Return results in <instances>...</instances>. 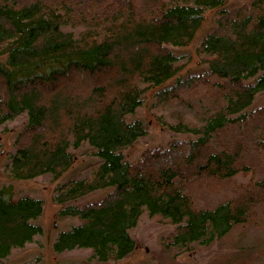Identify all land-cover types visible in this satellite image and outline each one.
Returning a JSON list of instances; mask_svg holds the SVG:
<instances>
[{
	"label": "trees",
	"instance_id": "16d2710c",
	"mask_svg": "<svg viewBox=\"0 0 264 264\" xmlns=\"http://www.w3.org/2000/svg\"><path fill=\"white\" fill-rule=\"evenodd\" d=\"M209 8L219 15L197 48L208 69L163 87L180 69L170 45L192 41ZM0 55V124L27 115L10 175H59L75 160L70 147L87 141L97 160L59 185L55 198L113 187L62 209L81 222L59 232L54 250L91 247L99 260L122 258L135 247L129 230L145 210L170 219L166 246L177 251L233 236L264 215V102L251 107L264 90V0L231 7L226 0H0ZM78 76L83 86L74 85ZM199 82L214 95L208 105L200 99L201 123L170 124L192 136L126 159L122 149L147 132L140 118L127 117L143 100L142 85H161L156 93L166 100ZM239 174H251L242 191L210 199ZM41 211L40 198L0 187V262L42 232L33 220Z\"/></svg>",
	"mask_w": 264,
	"mask_h": 264
},
{
	"label": "rangeland",
	"instance_id": "374dc122",
	"mask_svg": "<svg viewBox=\"0 0 264 264\" xmlns=\"http://www.w3.org/2000/svg\"><path fill=\"white\" fill-rule=\"evenodd\" d=\"M136 1L141 4L144 0ZM239 1L226 0V6L231 7ZM218 11L219 9L216 8L206 10L205 19L192 41L182 46L170 45L172 50L181 56L178 63L180 69L163 84V87L175 83L178 78L202 73L208 69V64L202 61L197 48L204 34L215 26ZM0 60H4L3 55H0ZM79 78L80 82L77 81L74 85L83 86V79L78 76V80ZM209 78L210 81L216 80L215 75ZM160 86L143 84L142 87L145 89L141 104L133 113L127 115L128 118H140L147 127L146 134L122 149L124 157L128 160L136 158L148 146L165 145L173 138L191 137V132L174 131L170 128V124H175L178 120L184 121L189 126L200 124V111L204 109V106L200 105V99L208 105L214 98L209 85L203 82H199L193 89L184 90L180 97H171L166 100L157 96L156 92ZM69 93L71 94V92L62 91V94L70 95ZM263 102L264 90H261L256 93L251 107ZM26 121L27 115L22 112L0 124V187H4L12 196L30 194L42 200L41 214L33 219L42 226V232L36 234L34 239L25 245L13 247L0 264H17L27 260L35 264H69L71 262L75 264H245L250 260L253 264H264V219L261 220L264 215L257 218L258 221L255 223L242 225V229L234 232L233 236L228 235L207 246L195 244L189 249L177 251L176 247L166 246L168 235L174 227L170 219L160 214L149 215L145 210L136 225L129 230L135 240V247L122 258L99 260L92 255L91 247L54 250L53 242L59 232L81 222L77 215L64 214L61 212L62 209L69 203L82 205L103 195L113 187L98 188L66 202H59L55 198L59 185L71 178L82 177L85 174L84 168L97 158L87 141L78 147H70L75 160L61 174L43 173L31 178H13L8 170L10 157L15 150L16 137ZM250 175L239 174L232 181L225 182L224 186H219L217 192L209 191L210 199L216 202L226 198L235 193L236 186L242 191ZM256 253L259 255L257 256ZM254 255L256 258L252 259Z\"/></svg>",
	"mask_w": 264,
	"mask_h": 264
}]
</instances>
